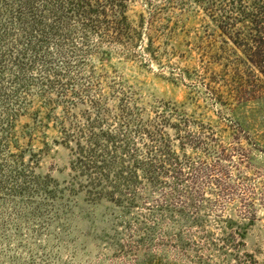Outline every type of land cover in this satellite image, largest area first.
Returning a JSON list of instances; mask_svg holds the SVG:
<instances>
[{"label": "rangeland", "instance_id": "obj_1", "mask_svg": "<svg viewBox=\"0 0 264 264\" xmlns=\"http://www.w3.org/2000/svg\"><path fill=\"white\" fill-rule=\"evenodd\" d=\"M92 1L0 0V264H264V76L223 10Z\"/></svg>", "mask_w": 264, "mask_h": 264}, {"label": "trees", "instance_id": "obj_2", "mask_svg": "<svg viewBox=\"0 0 264 264\" xmlns=\"http://www.w3.org/2000/svg\"><path fill=\"white\" fill-rule=\"evenodd\" d=\"M125 1L107 0V3L118 6ZM68 5L84 19L87 28L95 27L94 18L105 10V6L98 8L92 0H68ZM216 9L224 13L217 21L218 29L224 35H235L234 44L242 49L246 62L264 76V0H214L210 12Z\"/></svg>", "mask_w": 264, "mask_h": 264}]
</instances>
